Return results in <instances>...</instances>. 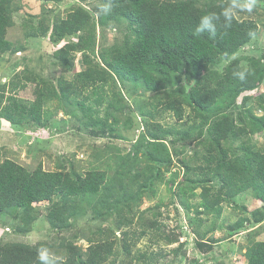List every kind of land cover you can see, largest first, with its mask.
<instances>
[{"label":"rangeland","instance_id":"1","mask_svg":"<svg viewBox=\"0 0 264 264\" xmlns=\"http://www.w3.org/2000/svg\"><path fill=\"white\" fill-rule=\"evenodd\" d=\"M232 2L227 0L235 15L254 20L258 33L216 63L213 68L219 71L235 59L244 68L253 58L264 63V0L252 1L251 12ZM11 6L15 24L6 38L16 51L0 55V108L16 100L31 105L37 84L58 96L43 103L39 122L15 124L0 109V162L12 159L28 170L64 171L75 179L90 171L105 176L98 191L71 198L70 208L64 209L69 227L56 226V210L62 206L57 193L34 202L28 213L15 207L0 214V242L52 243L49 254L66 260L67 241L86 259L91 244L107 240L116 256L100 264H248L251 247L264 241V201L255 197L253 188L229 197L232 178L225 174L222 189L216 167L222 154L235 164L246 147L264 152V128H256L252 120L264 114V80L235 102L228 98L207 108L184 102L181 120L169 102L180 87L189 90L196 82L182 73L158 90L110 73L106 82L75 91L71 86L80 82L84 54L91 65L103 66L99 53L124 45L132 36L126 22L113 19L101 27L103 0H14ZM80 7L90 12L87 26L78 35L60 38L55 26ZM36 30L40 34L29 35ZM81 41L83 48L93 47L72 51L74 66L67 68L58 50ZM197 111L208 121L195 129L204 122ZM227 120L236 132L225 129ZM215 123L223 127L218 129L220 138L207 130ZM201 130L205 135H198Z\"/></svg>","mask_w":264,"mask_h":264},{"label":"trees","instance_id":"2","mask_svg":"<svg viewBox=\"0 0 264 264\" xmlns=\"http://www.w3.org/2000/svg\"><path fill=\"white\" fill-rule=\"evenodd\" d=\"M13 1L0 0V55L9 50L16 51L6 38L8 28L15 24L14 8L11 6ZM252 1L254 0H236V4ZM103 3L104 13L99 17L101 27L113 19L123 20L132 36L125 38L124 45H112L108 50L103 49L99 53L103 66L91 65L88 55L84 54L82 63L85 68L77 74L80 82L71 86L75 91L89 84L106 82L110 73L114 74L115 78L126 81L141 80L148 89L158 90L165 87L167 79L173 80L177 73H182L188 81L196 78V82L189 90L180 87L175 99L169 102L170 108L176 111L178 119L181 120L184 118V102L201 108L224 102L228 98L235 102L242 94L256 89L264 80V63L261 59L249 60L246 68L241 66L239 59L232 60L223 71L213 68L221 59L234 55L258 33L257 23L252 19H239L230 9L227 0H103ZM79 9L78 12L70 14V18L64 20L61 25L55 26L60 38L66 34L78 35L87 26L90 12L82 7ZM226 9L229 10L228 16L223 14ZM212 13H215L212 17L216 29L215 36L210 35L209 29L199 36L193 35L200 18ZM38 33L37 30L31 31L29 35ZM79 38L82 39V36L79 35ZM87 46L83 48L82 41L78 44L66 43L58 50L57 57L67 68H72L74 58L71 57V52L93 47L89 44ZM234 73H243L244 79ZM40 87L41 85L37 84L36 97L31 105L21 104L17 100L9 102L0 108L2 117L15 124L41 121L44 116L43 103L58 94L54 89L44 90ZM248 99L245 96L244 101ZM261 106L264 110V102ZM196 114L199 118H204V122L200 120L194 128L206 126L204 123L208 121V117L200 111ZM252 120L256 122V128H264V114L254 116ZM210 124L211 122L208 123ZM216 125L212 124L210 128L207 126V130L215 133L214 137L220 138L218 129L222 131L223 127H215ZM225 129L228 132H236L230 120L225 122ZM169 133V130L164 132L167 135ZM205 133L201 130L198 135ZM222 155L216 171L223 179L222 189L226 184L225 174L228 173L229 178H232L228 179L231 190L227 195L232 197L240 191L253 188L255 197L264 201V152L246 147L242 156L235 162L239 165H235L233 161L229 162L227 156ZM155 157L159 155L155 154ZM160 157L168 160L166 156ZM233 174H237L235 185ZM104 176L105 172L90 171L86 176L75 179L68 172L46 171L42 167L28 170L15 160L6 159L0 162V214L15 207L23 208L28 213L34 202L50 199L60 193L62 206L56 210L55 223L61 228L69 227L70 216L64 213V209L70 208L71 198L81 193L98 191ZM148 178L142 185L147 184ZM116 193L120 197L124 191L116 189ZM32 220L34 221L35 217L31 215L29 221ZM64 246L70 249L68 258L61 260L50 255V264H100L111 254L116 256L107 240L91 244L86 259L77 254L76 246L71 241H67ZM51 247L52 243L43 241L34 245L16 241L0 242V264H40L37 250ZM248 259V264H264V241L251 247Z\"/></svg>","mask_w":264,"mask_h":264},{"label":"clouds","instance_id":"3","mask_svg":"<svg viewBox=\"0 0 264 264\" xmlns=\"http://www.w3.org/2000/svg\"><path fill=\"white\" fill-rule=\"evenodd\" d=\"M236 4V0H233V5ZM242 10L251 12L253 4L251 2L242 3L239 5ZM110 10V9H109ZM224 15H229V10H224ZM215 15V13L204 15L200 18L199 25L194 29L193 35L199 36L201 35L206 29L211 30L210 35L215 36V26L212 23V17ZM234 75L238 76L240 79H244L243 73H234ZM37 259L39 260L40 264H50V254L49 251L45 248H41L37 250Z\"/></svg>","mask_w":264,"mask_h":264}]
</instances>
